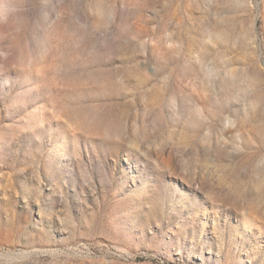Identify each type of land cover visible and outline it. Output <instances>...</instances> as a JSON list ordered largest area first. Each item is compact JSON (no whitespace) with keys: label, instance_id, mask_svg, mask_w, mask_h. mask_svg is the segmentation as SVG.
I'll return each instance as SVG.
<instances>
[{"label":"rangeland","instance_id":"1","mask_svg":"<svg viewBox=\"0 0 264 264\" xmlns=\"http://www.w3.org/2000/svg\"><path fill=\"white\" fill-rule=\"evenodd\" d=\"M0 264H264V0H0Z\"/></svg>","mask_w":264,"mask_h":264}]
</instances>
